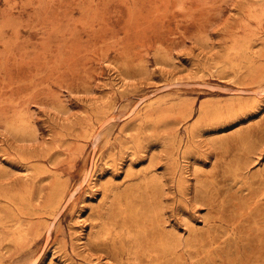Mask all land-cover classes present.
Wrapping results in <instances>:
<instances>
[{
    "label": "rangeland",
    "instance_id": "obj_1",
    "mask_svg": "<svg viewBox=\"0 0 264 264\" xmlns=\"http://www.w3.org/2000/svg\"><path fill=\"white\" fill-rule=\"evenodd\" d=\"M0 264H264V0H0Z\"/></svg>",
    "mask_w": 264,
    "mask_h": 264
}]
</instances>
